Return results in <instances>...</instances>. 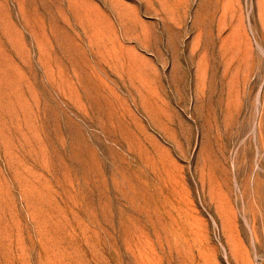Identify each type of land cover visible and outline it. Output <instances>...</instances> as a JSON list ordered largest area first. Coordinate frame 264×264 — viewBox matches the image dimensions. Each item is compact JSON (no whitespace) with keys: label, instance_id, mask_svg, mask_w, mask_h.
Instances as JSON below:
<instances>
[{"label":"rangeland","instance_id":"374dc122","mask_svg":"<svg viewBox=\"0 0 264 264\" xmlns=\"http://www.w3.org/2000/svg\"><path fill=\"white\" fill-rule=\"evenodd\" d=\"M0 264H264V0H0Z\"/></svg>","mask_w":264,"mask_h":264}]
</instances>
